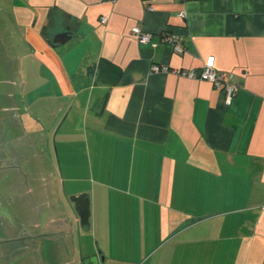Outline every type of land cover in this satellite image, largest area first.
Wrapping results in <instances>:
<instances>
[{
	"label": "crops",
	"instance_id": "crops-1",
	"mask_svg": "<svg viewBox=\"0 0 264 264\" xmlns=\"http://www.w3.org/2000/svg\"><path fill=\"white\" fill-rule=\"evenodd\" d=\"M0 74V264H264V0H0Z\"/></svg>",
	"mask_w": 264,
	"mask_h": 264
},
{
	"label": "built area",
	"instance_id": "built-area-1",
	"mask_svg": "<svg viewBox=\"0 0 264 264\" xmlns=\"http://www.w3.org/2000/svg\"><path fill=\"white\" fill-rule=\"evenodd\" d=\"M186 12H181V15H186ZM107 21V17L103 16L101 22L105 23ZM132 34L141 42L151 43L153 41V33L143 30L140 26H134L132 28ZM162 37L165 41H167L177 52L183 51V46L180 43V36L176 33L171 32H163ZM153 46H156L157 43H152ZM168 67L166 65L153 64L152 70H167ZM184 74H187L191 77H196V72L194 70L184 71ZM200 79L211 81L217 88L224 89L226 93L227 101H230L237 87L229 82V74L220 72L215 67V56L210 55L205 60L202 70L198 75Z\"/></svg>",
	"mask_w": 264,
	"mask_h": 264
},
{
	"label": "water",
	"instance_id": "water-1",
	"mask_svg": "<svg viewBox=\"0 0 264 264\" xmlns=\"http://www.w3.org/2000/svg\"><path fill=\"white\" fill-rule=\"evenodd\" d=\"M73 36V32L69 29L58 31L53 36V43H66ZM71 201L75 204V209L80 217V223L82 226L90 225V200L87 193H81L78 195H72ZM3 218L0 217V234H3L1 224ZM84 264H98V257L92 256L84 260Z\"/></svg>",
	"mask_w": 264,
	"mask_h": 264
},
{
	"label": "rangeland",
	"instance_id": "rangeland-1",
	"mask_svg": "<svg viewBox=\"0 0 264 264\" xmlns=\"http://www.w3.org/2000/svg\"><path fill=\"white\" fill-rule=\"evenodd\" d=\"M1 75V74H0Z\"/></svg>",
	"mask_w": 264,
	"mask_h": 264
}]
</instances>
